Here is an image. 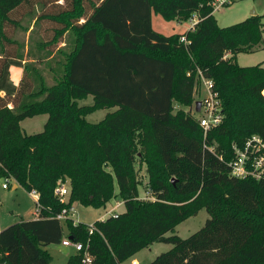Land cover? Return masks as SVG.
Returning a JSON list of instances; mask_svg holds the SVG:
<instances>
[{"label": "trees", "instance_id": "trees-1", "mask_svg": "<svg viewBox=\"0 0 264 264\" xmlns=\"http://www.w3.org/2000/svg\"><path fill=\"white\" fill-rule=\"evenodd\" d=\"M32 1L0 0V177L40 193L36 218L0 232V264H51L43 247L63 242L65 222L92 257L84 263V251L76 252L66 264H124L157 242L172 248L148 264H264V178H238L228 164L234 142L264 137V67L237 61L261 47L264 15L220 26L213 0H65L67 9L39 18L64 24L78 13L85 24L68 30L59 52L48 40L32 57L8 33L11 26L17 33L19 9ZM153 12L177 21L197 14L199 22L166 36L153 28ZM56 31L63 36L66 26ZM51 59L59 78L49 85L35 63ZM12 66L23 68L18 84ZM199 70L213 79L225 114L206 134L185 109L196 100ZM88 95L94 105L81 106ZM250 100L254 113L244 107ZM110 106L117 109L100 122L86 119ZM41 114H48L44 129L26 133L21 122ZM60 179H69L68 203L54 194ZM113 198L125 210L96 220L92 233L87 223L57 218L74 201L105 207ZM202 209L209 218L201 229L175 234Z\"/></svg>", "mask_w": 264, "mask_h": 264}, {"label": "rangeland", "instance_id": "rangeland-1", "mask_svg": "<svg viewBox=\"0 0 264 264\" xmlns=\"http://www.w3.org/2000/svg\"><path fill=\"white\" fill-rule=\"evenodd\" d=\"M57 1V0H54ZM53 0H33L32 4L24 5L19 9V30L15 33V27H10L11 30L8 31L10 37H14L19 42V53H28L30 50L31 56H35V52L38 51L39 45L50 40L53 45V51L59 52L64 47L65 40L69 37V29L74 28L79 25L85 24V17L79 16L78 13L72 14L70 16L64 17L63 23H56L55 21L39 18L42 14H52L60 10L67 9V2L65 0H59L54 2ZM88 4H90L87 1ZM60 5V6H59ZM257 15H264V0H233L230 5L223 6L219 9L214 10V15L220 26H229L235 23L241 22L250 16L253 12ZM32 12V13H31ZM70 19V21H69ZM73 23H72V22ZM154 28L166 35L173 36L176 34L186 33L191 26V21H177V20H166L160 13L154 12L153 16ZM66 26V31L63 36L57 37V29H62ZM58 39V40H57ZM57 40V41H56ZM4 44L0 43V49H2ZM7 48L15 53L18 50L16 44H8ZM237 61L241 66H252L257 64H262L264 66V37L261 43V47L255 52L250 53H239L237 55ZM37 66L36 75L39 80H45L49 85L55 84L59 78L57 72V62L56 60H50L49 64L47 61H40L35 63ZM49 65H53L51 68ZM23 69L20 67L13 66V72H11L12 77L15 81L19 78V73H23ZM39 85V82H38ZM238 96L240 99L244 98L245 92L243 91V96L241 95L242 89H238ZM198 95H194L197 98ZM80 105L92 104V96L89 95L87 98L79 101ZM255 102L253 100L248 101L244 107H251L252 113H254L253 105ZM177 105H175V110H178ZM256 108V107H255ZM186 111L191 110L193 113V107H185ZM107 109L97 110L89 116V120L96 122L105 117ZM48 119V114H41L31 118H26L23 120L22 127L24 131L28 134H33L41 132L44 129V125ZM142 176L145 174L144 168L141 171ZM69 180V179H67ZM69 182V181H68ZM146 176L144 177L143 184L140 186L141 197L146 198L148 191L146 189ZM9 184V188H4V184ZM17 188H14V185ZM114 186L115 190L118 188L117 180L114 176ZM120 198H113L105 207H94L87 206L80 202L74 201L73 205L75 207V213L73 219L77 222H83L90 224L102 218L108 210H111L118 203ZM125 210V206L122 204L117 211L122 212ZM37 204L36 199L30 194L26 187L17 184L15 181H8L4 177H0V227L2 230L6 229L10 225L19 222L23 219L29 220L34 219L37 216ZM209 214L206 209L200 210L196 216H192L179 224L176 227L175 234L183 238H187L194 232L201 229L207 219ZM69 226L65 222V238H69ZM172 248V244L157 242L151 246L141 250L136 257L142 264H148L153 261L161 253L168 251ZM43 249L48 250L52 255L51 264H66L67 260L71 255L75 254L77 251L73 246H66L63 243L50 244ZM140 263V264H141ZM124 264H128L127 262Z\"/></svg>", "mask_w": 264, "mask_h": 264}, {"label": "built area", "instance_id": "built-area-1", "mask_svg": "<svg viewBox=\"0 0 264 264\" xmlns=\"http://www.w3.org/2000/svg\"><path fill=\"white\" fill-rule=\"evenodd\" d=\"M233 0H213L212 6L214 10L223 6L230 5ZM190 29H194L199 22L198 15L195 14L191 19ZM181 40L188 43L187 36L181 37ZM191 73L188 72V75ZM197 80L199 82L196 85L195 94L198 95L193 105V114L197 117L201 127H203L205 134L213 127L220 125L224 119L223 105L219 97V93L215 90V84L213 79L206 77L201 70L198 71ZM264 96V91H263ZM201 101V109L198 112L196 110V102ZM233 157L229 161L230 172L233 176L238 178L254 177L256 179L264 178V137L260 134H253L248 137L243 143L234 142L232 144ZM9 181V180H8ZM4 188H9V184L5 183ZM30 194L36 199V203L39 200L40 193L33 189ZM55 196L62 202L68 203L71 196V186L68 180L60 179L54 189ZM147 197L149 195L147 194ZM146 197V198H147ZM123 204L122 201H118L116 206L111 210H108L106 214L99 220H105L108 216L117 217L119 211L117 209ZM75 213L74 205L65 207L61 213L57 215L60 220H67L73 218ZM37 214V213H36ZM90 232L95 229L94 222L89 224ZM1 232V227H0ZM66 246H73L77 252L84 251L83 262L90 263L92 257L88 251V247L83 242H75L70 237L64 238L63 242Z\"/></svg>", "mask_w": 264, "mask_h": 264}, {"label": "crops", "instance_id": "crops-1", "mask_svg": "<svg viewBox=\"0 0 264 264\" xmlns=\"http://www.w3.org/2000/svg\"><path fill=\"white\" fill-rule=\"evenodd\" d=\"M153 16H154V12L152 13V25H153V28H154ZM154 29H155V28H154ZM155 30H156V29H155ZM156 31H157V30H156ZM262 66H263V65H262ZM263 67H264V66H263ZM20 68H21V67H20ZM22 69H23V68H22ZM22 71H23V70H22ZM11 72H13V66L11 67ZM12 74H13V73H12ZM12 74H11V79H12V81H13L15 84L20 83L23 73H22V74L19 73V78L17 79V81H15V80L13 79ZM88 96H89V95H88ZM88 96H86L85 98H87ZM91 96H92V95H91ZM85 98L79 99V101H80V100H83V99H85ZM92 99H93V103H92V104L81 105V106H92V105H94V103H95L94 96H92ZM79 104H80V103H79ZM101 109H107V113H106L105 117L103 118V119H105L106 116H107L108 114L114 112L117 108H116V107H112V106H110V107L100 108V109H97V110H101ZM97 110L93 111L92 113L96 112ZM92 113H90V114H88V115L86 116V119H87L88 121H90V120H89V116H90ZM103 119H101V120H103ZM47 120H48V119H47ZM101 120L96 121V122H100ZM90 122H93V121H90ZM21 126H22V123H21ZM22 128H23V127H22ZM23 130H24V128H23ZM14 188H17V185H16V184L14 185ZM1 231H2V229H1ZM138 253H139V252H138ZM138 253H137V254H138ZM137 254H136V255H137ZM136 255L133 256L131 259L127 260L126 262H127L128 264H140L141 262H140V260H138V258L136 257ZM67 261H68V260H67ZM126 262H125V263H126ZM66 263H67V262H66ZM141 264H142V263H141Z\"/></svg>", "mask_w": 264, "mask_h": 264}, {"label": "water", "instance_id": "water-1", "mask_svg": "<svg viewBox=\"0 0 264 264\" xmlns=\"http://www.w3.org/2000/svg\"><path fill=\"white\" fill-rule=\"evenodd\" d=\"M253 13H255V14H253V15H256V12L254 11ZM196 110L199 112L200 111V109H201V101H197L196 102ZM72 239V238H71Z\"/></svg>", "mask_w": 264, "mask_h": 264}]
</instances>
